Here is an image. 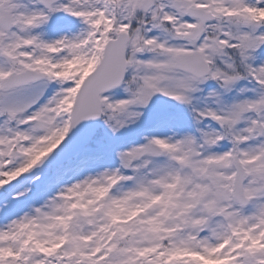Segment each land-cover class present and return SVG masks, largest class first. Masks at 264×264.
I'll return each instance as SVG.
<instances>
[{"label": "snow or ice", "instance_id": "snow-or-ice-1", "mask_svg": "<svg viewBox=\"0 0 264 264\" xmlns=\"http://www.w3.org/2000/svg\"><path fill=\"white\" fill-rule=\"evenodd\" d=\"M0 264H264V0H0Z\"/></svg>", "mask_w": 264, "mask_h": 264}]
</instances>
